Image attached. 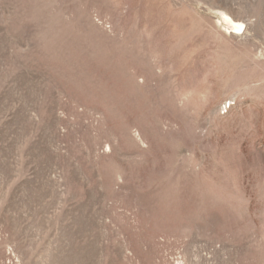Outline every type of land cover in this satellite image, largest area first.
Masks as SVG:
<instances>
[{
	"label": "rangeland",
	"instance_id": "obj_1",
	"mask_svg": "<svg viewBox=\"0 0 264 264\" xmlns=\"http://www.w3.org/2000/svg\"><path fill=\"white\" fill-rule=\"evenodd\" d=\"M0 264H264V0H0Z\"/></svg>",
	"mask_w": 264,
	"mask_h": 264
},
{
	"label": "bare ground",
	"instance_id": "obj_2",
	"mask_svg": "<svg viewBox=\"0 0 264 264\" xmlns=\"http://www.w3.org/2000/svg\"><path fill=\"white\" fill-rule=\"evenodd\" d=\"M221 14H222L224 21H226L227 24L230 25L229 27L233 28L234 30H237V32L241 31V29H243L245 27L243 22L232 19L226 13H221ZM223 19H222V21H223Z\"/></svg>",
	"mask_w": 264,
	"mask_h": 264
}]
</instances>
